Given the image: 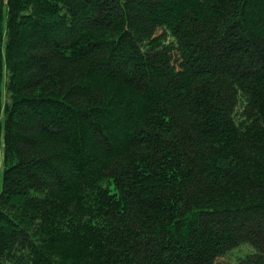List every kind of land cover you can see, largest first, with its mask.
Instances as JSON below:
<instances>
[{
  "label": "trees",
  "instance_id": "16d2710c",
  "mask_svg": "<svg viewBox=\"0 0 264 264\" xmlns=\"http://www.w3.org/2000/svg\"><path fill=\"white\" fill-rule=\"evenodd\" d=\"M0 264H264V0H0Z\"/></svg>",
  "mask_w": 264,
  "mask_h": 264
}]
</instances>
